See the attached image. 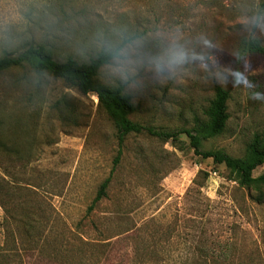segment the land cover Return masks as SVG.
I'll list each match as a JSON object with an SVG mask.
<instances>
[{
    "label": "rangeland",
    "instance_id": "1",
    "mask_svg": "<svg viewBox=\"0 0 264 264\" xmlns=\"http://www.w3.org/2000/svg\"><path fill=\"white\" fill-rule=\"evenodd\" d=\"M257 14L264 15V0H0V53L46 42L61 60H88L103 50L104 40L121 34L142 38L145 51H154L155 33L178 31L189 49L215 61L209 69L196 60L161 77L141 64L125 82L109 63L99 78L125 83L136 106L131 118L157 130L191 127L215 86H222L230 93L229 120L204 149L240 157L264 130V52L243 49L250 37L264 45V30L243 23ZM225 48L238 52L240 62L224 55ZM232 72L245 75L249 85H234ZM16 76L0 75V114L4 140L22 157L1 152L0 171L34 188L44 233L33 251L1 256L7 245L0 204V264H130L139 243L143 264H196L203 256H221L209 264H264V194L239 185L224 164L195 154L184 133L176 140L130 134L107 197L87 214L118 151L112 120L93 93L47 76L35 97V88L16 83ZM62 97L68 107L60 111L54 104ZM263 172L261 165L254 176Z\"/></svg>",
    "mask_w": 264,
    "mask_h": 264
},
{
    "label": "trees",
    "instance_id": "2",
    "mask_svg": "<svg viewBox=\"0 0 264 264\" xmlns=\"http://www.w3.org/2000/svg\"><path fill=\"white\" fill-rule=\"evenodd\" d=\"M243 49L247 52L263 53L264 45L259 38L250 37L244 41ZM58 55L55 48L46 42L31 43L18 50L4 48L0 53V75L8 72L17 73L16 83L32 85L35 89L31 96L35 97L39 96L47 76L63 80L68 85L76 87L82 94L93 93L97 96L99 106L107 113L116 128L118 151L110 175L101 182L96 196L87 209V214L95 213L96 207L107 197L108 188L113 173L121 161L127 137L130 134L145 132L163 140H176L180 134H186L195 154L203 158H212L215 163L224 164L232 179L239 185L259 189L261 194H264V172L254 176V170L264 165V130L253 135L246 146L245 153L240 157L231 156L223 150L204 149V141L221 134L227 126L229 90L216 85L214 96L204 109L203 116L195 117L191 127L177 130H157L131 118L136 106L133 95L127 91L125 83L108 84L100 80V71L105 65L111 63L110 58L104 54L103 50L88 60H80L73 55H68L61 60ZM54 107L60 111L67 109V98H59ZM18 122L19 120L16 118L13 123L17 124ZM5 123V116L0 114V154L8 151L13 156L22 157L19 147L4 140L2 130ZM23 166L25 167L24 164ZM5 174L0 171V204L6 214L2 227L7 245L5 254L1 256H22L21 251H33L42 238L44 225L41 221V210L34 204V200L37 201L38 197L31 184L29 182L27 185L15 184L8 181ZM18 193L24 194L23 198H20ZM15 201H18L17 207L21 210L19 215H16V210L15 212L13 210ZM13 221L19 222L16 224V228L13 227ZM132 251L130 264L145 263V260L141 259L146 252L142 243L134 245ZM220 257L203 256L198 258L195 263L209 264V261L218 263L221 260Z\"/></svg>",
    "mask_w": 264,
    "mask_h": 264
},
{
    "label": "clouds",
    "instance_id": "3",
    "mask_svg": "<svg viewBox=\"0 0 264 264\" xmlns=\"http://www.w3.org/2000/svg\"><path fill=\"white\" fill-rule=\"evenodd\" d=\"M243 23L249 29L264 30V15L257 14L248 17ZM154 51H145L142 38L128 34H121L113 40H104L102 49L108 56L113 65V69L121 80L127 81L135 68L141 64H147L152 70L161 77H172L181 71L184 66L191 61L198 60L200 66L209 69L215 61L207 56L201 58L198 53L189 49L183 42L182 36L178 31L172 33L157 32L153 36ZM207 47L211 52H215L218 48L216 43H207ZM224 55L235 63L240 62V55L232 49H221ZM218 77L228 79L223 71L215 73ZM232 83L234 85H249L248 78L240 72L231 73ZM253 99H260V96L253 95Z\"/></svg>",
    "mask_w": 264,
    "mask_h": 264
}]
</instances>
